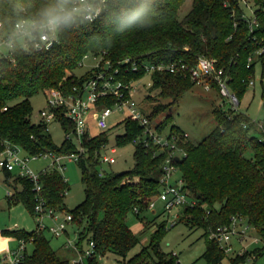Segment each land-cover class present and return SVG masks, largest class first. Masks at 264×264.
Masks as SVG:
<instances>
[{"label": "trees", "instance_id": "1", "mask_svg": "<svg viewBox=\"0 0 264 264\" xmlns=\"http://www.w3.org/2000/svg\"><path fill=\"white\" fill-rule=\"evenodd\" d=\"M185 2L155 0L151 4L156 11L152 27L118 34L116 28L122 9L110 0L107 10L91 25L81 24L63 33L60 43H53L34 55L18 48L11 50L13 61L8 57L0 58V151L9 145L27 156L78 151L76 144L66 138L61 144H55L48 124L31 120L29 98L51 87L69 91L81 85L97 69L94 67L81 77L74 74L89 54L99 57L101 63L109 60L113 67L120 66L118 78L125 82H135L146 74L141 68L123 72L119 62L125 58L181 61L191 67L196 65L197 57L203 55L224 67L232 77L229 85L239 101L248 89V81L254 80L257 66L263 82L264 0H252L255 19L252 30L240 0H191L189 10L180 13ZM150 79V88L159 90L158 97L171 101L165 103L156 98L151 110L143 112L151 121L158 117L155 128L158 132L179 134L177 144L186 155L176 164L186 191L197 199V205L185 207L176 222L185 221L192 227L203 228L206 250L202 256L207 264H218L226 254L209 235L217 226L229 224L232 216L244 218L264 240V141L260 140L264 131L259 130L244 111L216 105L212 109L215 127L199 142L184 138V132L172 123L170 104H175L196 82L189 75L156 71L150 73ZM210 84L219 93L216 83L210 81ZM147 98L154 99L151 95ZM262 98L264 105V86ZM112 103V98L101 99L99 107ZM57 121L65 133L71 130L66 117L61 116ZM122 121L124 133L115 136V145L134 143V166L121 172L99 169V153L108 143V128L84 137L85 151L76 161L81 170L84 199L73 209L67 208L64 202L69 183L58 170L60 167L49 166L39 172V191L34 190L28 177L14 174L16 171H3L5 181L13 186L6 196L9 204L22 203L35 219L38 197L45 208L70 213V224L78 225L75 245L66 240V249L73 247L80 255L86 250L82 247L84 241L88 245L91 241L94 243L93 252L83 257L82 262L74 263L72 259L78 255L70 260L62 257L44 234L49 229H40L37 225L31 231L14 232L18 241L33 245L30 253L25 248L17 264H102L100 258L107 253L120 256V264H175L176 256L164 252L160 246L168 223L166 219L157 223L159 215L143 223L142 231L153 228L148 243L127 258L129 251L140 244L139 235L127 223L128 215L139 216L140 212L149 210V200L161 188L160 177L167 152L151 141L144 142L148 134L139 122L129 118ZM255 131L259 135L252 133ZM11 178H14L12 184ZM135 208H138L137 213ZM262 254L264 245L244 250L230 259L232 264H239L251 258L256 261Z\"/></svg>", "mask_w": 264, "mask_h": 264}, {"label": "built area", "instance_id": "2", "mask_svg": "<svg viewBox=\"0 0 264 264\" xmlns=\"http://www.w3.org/2000/svg\"><path fill=\"white\" fill-rule=\"evenodd\" d=\"M109 2L110 0H104L101 4L102 11L100 15L107 10ZM240 2H242L241 4L245 10L244 17L250 21V28L252 30V25L255 22L253 17L254 8L249 1L240 0ZM8 43L7 37L0 40V58L8 57L13 61L11 50L8 49ZM251 60L252 58L249 57V62ZM119 64L122 65V70L125 73L138 71L141 68L146 73L156 71L158 73L178 74L182 76L189 75L196 84H201L206 90L212 88L210 81H214L219 88L220 95L226 99L229 108L237 109L240 104L237 95L229 85L232 77L225 72L224 67L218 66L214 60L203 55H199L196 65L191 67L181 61L149 62L131 58H125ZM95 67L97 69L81 85H75L69 91L57 87L46 89V107L39 111V119L37 120V122L41 121L49 125V123L57 121L61 116L66 117L71 123L72 128L65 133V138L75 143L78 151L69 154L45 152L38 156H27L22 154L20 149L9 145L0 151V170L17 171L20 175L28 177L33 182L34 190L39 191L40 173H34L28 167L29 160L37 159L40 156L49 157L51 158L50 167L58 166L60 168L64 166L63 160L76 162L85 151V147L82 145L83 138L92 136L90 134L92 125L101 131L105 130L109 127V120L114 114L123 113L125 114L124 118L139 122L144 127V133L148 134V138L144 139L146 144L151 141L153 144L164 148L167 152L163 162V172L160 177V191L151 197L147 208L154 210L156 201H162L164 204L162 216L167 220V223L171 222V224H175L176 219L170 220L172 217L178 216V214H172L174 209L177 213H181L185 207L197 205V199L190 196L186 191L185 181L176 164V162L186 155V152L177 144V141L180 139L179 134L165 131L160 133L155 130L157 119L151 121L133 98L135 92L134 82H125L118 78L120 66L113 67V64L109 60L101 63L99 59ZM253 84L254 80L250 79L248 85ZM108 98H112L113 103L99 107L101 99ZM221 106L223 105L221 104ZM256 125L259 130L264 131V120ZM244 126L246 125L244 124ZM182 136L184 138L188 137L186 133H182ZM260 140L264 141V135L260 137ZM110 151L114 153L116 151L115 147H111ZM99 161L113 164L116 162V159L114 156L108 155L101 150ZM37 201L35 220L38 228H48L50 233L57 237L63 234L72 221V215L68 212H58L51 208H45L42 205V199L38 197ZM134 212L137 213L138 208H135ZM47 219L52 222L50 225L45 224ZM243 221H245L244 218L240 216H232L229 224L217 226L211 231L209 236L216 239L220 247L226 251L230 249V241L234 235L240 241L246 237L248 228ZM255 241H257L256 238ZM68 243L73 245L70 239H68ZM26 245L23 240H20L17 247L13 248L6 256L7 261L4 264H17L20 262ZM93 247L94 243L91 241L84 253L72 259V262H82L83 257L89 256L93 252ZM239 264L247 263L242 262Z\"/></svg>", "mask_w": 264, "mask_h": 264}, {"label": "rangeland", "instance_id": "3", "mask_svg": "<svg viewBox=\"0 0 264 264\" xmlns=\"http://www.w3.org/2000/svg\"><path fill=\"white\" fill-rule=\"evenodd\" d=\"M249 1L251 5L252 0ZM191 0H186L182 6L184 13L189 10L191 6ZM242 3V2H241ZM99 57H95L92 54L85 56L82 59L81 64L74 70V74L77 77H81L88 71L93 69L98 63ZM150 73H146L142 78L136 80L133 83L135 92L133 98L140 108L148 113L151 110L153 102L156 100L170 103L171 99L158 97L159 90L150 88ZM264 80L261 82L259 73V66L256 68V75L254 78V84L249 85L243 98L240 100V104L237 109L244 111L256 124L264 120V105H263V92ZM148 95L153 96L154 99L147 98ZM18 100V99H17ZM29 101L32 106L31 120L37 122L39 119V111L46 107V95L45 92L40 91L37 94L31 96ZM225 102V104H223ZM223 105L224 108H228L226 99L220 96V94L214 89L206 90L201 84H195L188 91H185L175 104H170V113L172 117V123L179 127L181 131L188 135V138L193 142L201 141L214 127L215 119L212 115V109L216 105ZM166 114V113H165ZM164 116V113L161 115ZM125 117L123 113L114 114L109 120L108 127V143L106 148L102 150L108 155L115 157L116 162L108 164L100 162L98 168L102 170H113L115 172H121L131 169L134 166L133 152L135 149L134 143L130 142L124 146L115 145V136L124 133V122L122 121ZM158 118V117H157ZM156 118V119H157ZM49 133L55 144L59 145L65 138V132L63 127L58 121H52L48 125ZM101 132L100 129L92 125L90 134H96ZM257 133L258 131L252 132ZM111 147H115L116 151L113 153L110 151ZM63 168L58 170L63 174L69 183V189L65 195L64 202L67 208H75L84 199L83 184L81 181V170L77 163L74 161L63 160ZM51 164V158L41 157L37 159L29 160L28 167L34 172H41L43 169H48ZM18 172H14L17 174ZM15 177V176H14ZM14 178H11V184ZM13 190L12 185H8L5 182V174L3 170H0V264H4L7 261V255L13 248L17 247L19 241L17 240V234L20 231H31L37 227V222L34 217L29 213L27 208L22 203L9 204L7 201V194H10ZM164 210V204L158 200L155 203L154 210H146L139 213V216L134 214L128 215L127 223L132 230L139 235L140 244L132 248L127 254V258L136 253L142 245L148 243L151 230H144L143 223L151 220L155 216L157 223L164 221L162 211ZM172 214H178L172 219L178 220L181 213H177L174 209ZM247 226L246 237L240 241L239 238L234 235L230 241V249L225 251V255L218 264H232L231 259L236 254H241L244 250H252L255 247H262L264 240L258 235L252 226H249L246 221H243ZM46 225L50 223L45 222ZM78 225L71 223L68 225L67 231L69 237L63 234L60 237H54L48 230L44 234L50 239V243L54 249L64 258L71 259L76 257L79 252L71 247L66 249V240L70 239L73 245L77 236L75 230ZM204 230L202 227L190 226L185 221L176 222V224L167 225V231L162 236L160 246L161 249L166 253H171L176 256L177 261L175 264H207L203 258V253L206 250V240L203 236ZM255 238L257 241H255ZM83 250L87 249V242L82 244ZM27 251H32L33 245L27 243ZM120 256L113 253H107L100 258L102 264H120ZM247 264H264V254L259 256L256 261L246 259Z\"/></svg>", "mask_w": 264, "mask_h": 264}, {"label": "clouds", "instance_id": "4", "mask_svg": "<svg viewBox=\"0 0 264 264\" xmlns=\"http://www.w3.org/2000/svg\"><path fill=\"white\" fill-rule=\"evenodd\" d=\"M104 0H0V40L8 49L34 55L61 42V35L81 24L91 25L102 11ZM122 9L116 32L152 27L155 0H113Z\"/></svg>", "mask_w": 264, "mask_h": 264}, {"label": "crops", "instance_id": "5", "mask_svg": "<svg viewBox=\"0 0 264 264\" xmlns=\"http://www.w3.org/2000/svg\"><path fill=\"white\" fill-rule=\"evenodd\" d=\"M10 181H11V179H10ZM5 182H6V181H5ZM6 183H7V182H6ZM8 185H9V184H8ZM47 222H48V223H51V221H50V220H48ZM65 235H66V237H67V236H69V233H68V231H66V232H65Z\"/></svg>", "mask_w": 264, "mask_h": 264}, {"label": "water", "instance_id": "6", "mask_svg": "<svg viewBox=\"0 0 264 264\" xmlns=\"http://www.w3.org/2000/svg\"><path fill=\"white\" fill-rule=\"evenodd\" d=\"M176 159H178V158H176Z\"/></svg>", "mask_w": 264, "mask_h": 264}]
</instances>
